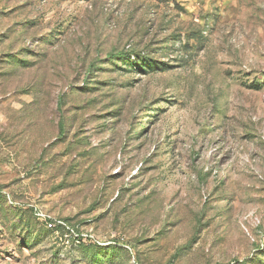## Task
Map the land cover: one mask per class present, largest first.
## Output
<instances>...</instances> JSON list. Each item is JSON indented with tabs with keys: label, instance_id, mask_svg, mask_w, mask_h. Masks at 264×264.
<instances>
[{
	"label": "rangeland",
	"instance_id": "rangeland-1",
	"mask_svg": "<svg viewBox=\"0 0 264 264\" xmlns=\"http://www.w3.org/2000/svg\"><path fill=\"white\" fill-rule=\"evenodd\" d=\"M0 264H264V0H0Z\"/></svg>",
	"mask_w": 264,
	"mask_h": 264
}]
</instances>
